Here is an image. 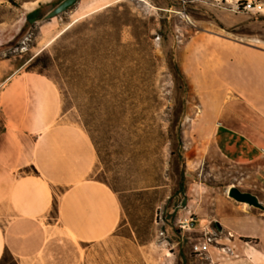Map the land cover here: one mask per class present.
I'll use <instances>...</instances> for the list:
<instances>
[{
  "label": "rangeland",
  "instance_id": "1",
  "mask_svg": "<svg viewBox=\"0 0 264 264\" xmlns=\"http://www.w3.org/2000/svg\"><path fill=\"white\" fill-rule=\"evenodd\" d=\"M12 1L0 0V60L18 65L40 52L71 54L58 62L67 69V85L56 86L64 118L92 140V176L122 207L119 238L100 244L96 264L264 263L252 252L238 257L219 241L213 219L224 201H233L227 189L250 193L244 189L255 182L252 166L230 163L208 144L219 125L255 121L235 59L240 49L264 52V0H77L50 20L45 15L63 0ZM250 1L263 11L238 8ZM38 8L42 19L6 46ZM190 214L198 228L179 232L177 221ZM205 237L219 257L212 248L192 252Z\"/></svg>",
  "mask_w": 264,
  "mask_h": 264
},
{
  "label": "crops",
  "instance_id": "2",
  "mask_svg": "<svg viewBox=\"0 0 264 264\" xmlns=\"http://www.w3.org/2000/svg\"><path fill=\"white\" fill-rule=\"evenodd\" d=\"M235 60L255 121L236 129L219 125L208 144L230 163L253 167L255 183L244 190L264 203V52L240 49ZM26 64L0 60V264H96L100 244L119 238L122 207L93 178V142L65 120L56 86L26 72ZM222 206L213 219L219 241L238 257L264 259V212L234 201ZM213 247L208 252L219 257Z\"/></svg>",
  "mask_w": 264,
  "mask_h": 264
},
{
  "label": "trees",
  "instance_id": "3",
  "mask_svg": "<svg viewBox=\"0 0 264 264\" xmlns=\"http://www.w3.org/2000/svg\"><path fill=\"white\" fill-rule=\"evenodd\" d=\"M7 1L13 4L12 0H7ZM239 9H241V7H239ZM41 19H42V16L40 15L39 8L32 11L31 13H28L25 16V23L20 33L13 40L8 42L6 46H9V47L12 46L13 43L17 41V39L21 36V34H23L26 31L28 27L40 21ZM121 27H123V25H121ZM70 55H71L70 53L64 52L61 55L62 57H56V56L52 57L47 52H40L39 54H37L36 56L31 58L27 62L25 71L29 73H35V74L44 76L48 78L49 80H51L55 86H60V87L66 86L67 83L65 81V78H66L67 69L64 68L63 65L66 62V57ZM60 60H64V63H61V64L58 63ZM171 68L174 70L178 78H180V80L185 83L184 77L179 67L177 66V64L173 63V61L171 64ZM48 73H53V74L49 76ZM60 91H62V88H60ZM176 137L178 139V142L180 143L181 142L180 133H178ZM96 154H97V151H96ZM178 160L180 161V163H182L183 161V158L180 154L178 155ZM178 186L182 188L183 190L184 188V169L180 173V179H179ZM10 264H14V263H10Z\"/></svg>",
  "mask_w": 264,
  "mask_h": 264
},
{
  "label": "water",
  "instance_id": "4",
  "mask_svg": "<svg viewBox=\"0 0 264 264\" xmlns=\"http://www.w3.org/2000/svg\"><path fill=\"white\" fill-rule=\"evenodd\" d=\"M77 0H63L56 7H54L47 15H45V20H50L63 13H65L70 7H72ZM227 197L238 204L246 205L249 208H253L264 212V206L259 202L258 198L247 192H241L236 187H230L227 192Z\"/></svg>",
  "mask_w": 264,
  "mask_h": 264
},
{
  "label": "built area",
  "instance_id": "5",
  "mask_svg": "<svg viewBox=\"0 0 264 264\" xmlns=\"http://www.w3.org/2000/svg\"><path fill=\"white\" fill-rule=\"evenodd\" d=\"M250 4H251V11H245V12L260 14L263 11L262 5L253 3L251 1ZM177 228L178 231L181 233L195 231L198 228V221L195 219V217L190 215L187 218L178 220ZM211 244H212V238L205 237V239L202 242L192 246V252L197 255L206 254L208 253V249Z\"/></svg>",
  "mask_w": 264,
  "mask_h": 264
},
{
  "label": "bare ground",
  "instance_id": "6",
  "mask_svg": "<svg viewBox=\"0 0 264 264\" xmlns=\"http://www.w3.org/2000/svg\"><path fill=\"white\" fill-rule=\"evenodd\" d=\"M239 8V7H238ZM241 8H242V10H244V11H251V4H250V2H246V3H242L241 4ZM82 15V14H81ZM80 15V16H81ZM83 15H84V13H83ZM84 17V16H83ZM79 19V18H78ZM74 22V21H73ZM57 37V36H56ZM229 189V188H228ZM227 189V190H228Z\"/></svg>",
  "mask_w": 264,
  "mask_h": 264
}]
</instances>
